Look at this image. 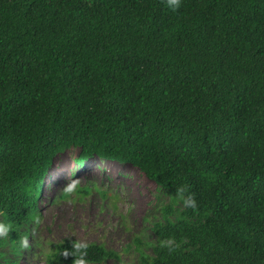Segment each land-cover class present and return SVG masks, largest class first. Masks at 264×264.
I'll return each mask as SVG.
<instances>
[{"label": "trees", "instance_id": "obj_1", "mask_svg": "<svg viewBox=\"0 0 264 264\" xmlns=\"http://www.w3.org/2000/svg\"><path fill=\"white\" fill-rule=\"evenodd\" d=\"M69 147L182 199L138 264H264V0H0V264ZM110 259L65 239L46 263Z\"/></svg>", "mask_w": 264, "mask_h": 264}, {"label": "rangeland", "instance_id": "obj_2", "mask_svg": "<svg viewBox=\"0 0 264 264\" xmlns=\"http://www.w3.org/2000/svg\"><path fill=\"white\" fill-rule=\"evenodd\" d=\"M78 149L69 147L53 158L37 201L38 220L17 264H47L46 256L65 239L99 244L120 260L102 264H138L141 252L151 254V225L182 199L157 187L137 168L96 157L75 162ZM4 235L3 231H0Z\"/></svg>", "mask_w": 264, "mask_h": 264}, {"label": "clouds", "instance_id": "obj_3", "mask_svg": "<svg viewBox=\"0 0 264 264\" xmlns=\"http://www.w3.org/2000/svg\"><path fill=\"white\" fill-rule=\"evenodd\" d=\"M176 2V0H173V3H175Z\"/></svg>", "mask_w": 264, "mask_h": 264}]
</instances>
